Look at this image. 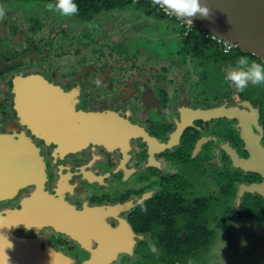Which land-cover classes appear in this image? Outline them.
Segmentation results:
<instances>
[{
    "label": "flooded vegetation",
    "instance_id": "obj_1",
    "mask_svg": "<svg viewBox=\"0 0 264 264\" xmlns=\"http://www.w3.org/2000/svg\"><path fill=\"white\" fill-rule=\"evenodd\" d=\"M48 3L0 0L10 264H264V175L238 163L264 164V85L225 81L264 61L152 0Z\"/></svg>",
    "mask_w": 264,
    "mask_h": 264
},
{
    "label": "water",
    "instance_id": "obj_2",
    "mask_svg": "<svg viewBox=\"0 0 264 264\" xmlns=\"http://www.w3.org/2000/svg\"><path fill=\"white\" fill-rule=\"evenodd\" d=\"M209 8V15L186 18L196 26L217 35L229 43L258 56L264 61V0H200ZM246 168L256 169L264 175V164L256 160H240ZM264 195V182L252 185Z\"/></svg>",
    "mask_w": 264,
    "mask_h": 264
},
{
    "label": "clouds",
    "instance_id": "obj_3",
    "mask_svg": "<svg viewBox=\"0 0 264 264\" xmlns=\"http://www.w3.org/2000/svg\"><path fill=\"white\" fill-rule=\"evenodd\" d=\"M154 6H159L166 13L175 15L178 18H191L198 13L201 17L207 18L209 8L202 5L200 0H152ZM46 8L49 12H56L65 17H72L79 14V6L75 0H55V3H48ZM6 15L5 9L0 7V19ZM93 24L89 23L91 29ZM237 67L228 71L225 81L233 85L237 91L243 92L251 83L252 85H264V65L255 61L250 62L246 56H240L236 61ZM99 86L100 82H96ZM13 245L10 241L5 248H11ZM0 251V264H10V258L4 252ZM152 253L158 251L155 244L149 245Z\"/></svg>",
    "mask_w": 264,
    "mask_h": 264
},
{
    "label": "rangeland",
    "instance_id": "obj_4",
    "mask_svg": "<svg viewBox=\"0 0 264 264\" xmlns=\"http://www.w3.org/2000/svg\"><path fill=\"white\" fill-rule=\"evenodd\" d=\"M240 259L243 264H255L254 260L248 258L247 256H242Z\"/></svg>",
    "mask_w": 264,
    "mask_h": 264
},
{
    "label": "trees",
    "instance_id": "obj_5",
    "mask_svg": "<svg viewBox=\"0 0 264 264\" xmlns=\"http://www.w3.org/2000/svg\"><path fill=\"white\" fill-rule=\"evenodd\" d=\"M117 1H118V0H111V4H112L113 6H115V4H116ZM101 4H102V2H96V3L94 4V7H95V8H98Z\"/></svg>",
    "mask_w": 264,
    "mask_h": 264
},
{
    "label": "built area",
    "instance_id": "obj_6",
    "mask_svg": "<svg viewBox=\"0 0 264 264\" xmlns=\"http://www.w3.org/2000/svg\"><path fill=\"white\" fill-rule=\"evenodd\" d=\"M221 40H222V39H221ZM224 43H225L226 47L231 46V43H229V42H227V41H224Z\"/></svg>",
    "mask_w": 264,
    "mask_h": 264
}]
</instances>
